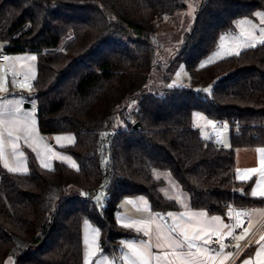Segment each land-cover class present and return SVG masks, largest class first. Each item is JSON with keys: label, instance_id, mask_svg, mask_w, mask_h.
<instances>
[{"label": "trees", "instance_id": "trees-1", "mask_svg": "<svg viewBox=\"0 0 264 264\" xmlns=\"http://www.w3.org/2000/svg\"><path fill=\"white\" fill-rule=\"evenodd\" d=\"M188 1L196 2L193 23L161 61L159 30ZM258 10L264 0H0L5 50L36 56L26 99L39 133L73 134L61 150L76 163L43 168L27 151L26 173L0 164V264H83L84 221L100 232V254L117 255L122 240L138 236L116 222L121 199L144 196L159 213L180 209L154 171L209 215L264 208L250 195L253 181L235 178V150L264 147V42L199 67L222 34ZM179 64L185 90L170 84ZM194 112L228 124L229 144L205 139Z\"/></svg>", "mask_w": 264, "mask_h": 264}, {"label": "crops", "instance_id": "crops-1", "mask_svg": "<svg viewBox=\"0 0 264 264\" xmlns=\"http://www.w3.org/2000/svg\"><path fill=\"white\" fill-rule=\"evenodd\" d=\"M263 12L261 10L255 14L258 13V18L264 20ZM258 21L260 20L254 19L255 23ZM5 48L6 44L0 41V53L7 52ZM36 68V56L32 53H8L5 61L0 63V141H2L0 150L3 152L0 164L8 171L15 169L11 172L26 173L28 171L26 153L29 151L43 168H51L55 161L76 168L74 159L61 150L75 143L74 135L70 133L42 135L38 130L36 111L24 107L26 103H34L26 97L31 94ZM5 69H10L14 75H18L19 79L12 80L7 77L4 73ZM9 131L12 132V136H8ZM235 165L236 180L238 182L252 180L250 195L264 198V196L252 195L253 190L258 193L264 191V147L237 148ZM252 169L256 171H250ZM179 207L177 211L159 213L150 208L144 196L121 199L115 214L116 222L119 226L134 231L138 236L122 240L119 243L117 255H101L100 232L89 221H84L82 224L83 264H134L135 257L127 246L129 243L138 249L142 244L149 245L150 264H244V261L248 264H264V239H261L264 237V208L229 210V218L225 219L219 215H209L203 210L190 208L189 199ZM168 213H172L173 216L169 217ZM189 213H204V216L189 220L185 215ZM213 217H219L220 220L214 221ZM239 217L245 220V227L244 230L235 232ZM173 226H178L176 232L171 231ZM200 227L205 229L207 235L199 232ZM144 229H150L149 235L144 234ZM245 230L247 235L244 239L253 236V245L245 254V249L238 253L236 244L224 252L210 245L214 237L227 242L240 241L238 237L244 235ZM182 233H187L190 238L194 233H199L201 238L192 240L193 247L189 248ZM158 235L161 237L159 240ZM205 240L208 242L205 243ZM169 241H175L181 247L179 249L170 247ZM158 244L164 246L158 248ZM173 253H177L179 258ZM156 257L161 259L157 260Z\"/></svg>", "mask_w": 264, "mask_h": 264}, {"label": "rangeland", "instance_id": "rangeland-1", "mask_svg": "<svg viewBox=\"0 0 264 264\" xmlns=\"http://www.w3.org/2000/svg\"><path fill=\"white\" fill-rule=\"evenodd\" d=\"M195 10L196 2L188 1L183 10L177 12L172 18L163 23L157 35V39L162 43L160 51L161 61H166L168 55L182 44L184 34L189 31L193 23ZM255 12L252 17L239 18L236 21L235 30L222 34L218 39L216 48L199 61V67H204L225 57L236 55L244 49L264 42V20L259 19V14H255ZM253 18L260 21L255 23ZM188 81V75L183 64H179L171 78V86H181L188 83ZM209 89L210 86L204 88V92L209 93ZM218 124L206 118L200 112L193 113V125L205 139L213 138V140H221L223 145L227 146L229 144V132L226 130L227 125L219 126ZM153 173L155 178L164 181L161 192L165 197L175 200L179 205L187 202L188 196L168 173L161 171H154ZM95 199L98 201L99 206L104 204L105 197L102 193H99Z\"/></svg>", "mask_w": 264, "mask_h": 264}, {"label": "snow or ice", "instance_id": "snow-or-ice-1", "mask_svg": "<svg viewBox=\"0 0 264 264\" xmlns=\"http://www.w3.org/2000/svg\"><path fill=\"white\" fill-rule=\"evenodd\" d=\"M33 59H35V57H33ZM26 131H27V129H26ZM8 136H12V132L11 131L8 132ZM0 142H2V141H0ZM2 156H3V152H2V150H0V157H2ZM10 170L11 171H15V169H10ZM250 171L255 172L256 170L252 169ZM252 195L253 196H257V195L264 196V191H261V192L258 193L256 190H253L252 191ZM185 215L188 216L189 220H192L193 217H203L204 213H199V214H197V213H189V214H185ZM168 216L172 217L173 214L172 213H168ZM212 219L214 221H219L220 220L219 217H213ZM125 226H131V225H125ZM138 230H140V229H138ZM177 230H178V226H173V228L171 229L172 232H176ZM143 231H144L145 235H149L150 229H144ZM199 232H203L205 235H207V232H205V229L203 227H200ZM182 234L184 235L185 241L188 242V247L189 248L193 247L192 240L201 238L199 233H194L193 237H191V238L188 236L187 233H182ZM245 235H247V230H245V234L239 236L238 239H241V240L244 239ZM157 239L159 240V239H161V237L158 235ZM261 239H264V237H261ZM207 242L208 241L205 240V243H207ZM127 246L131 249L132 255L135 257L134 264H150L151 254L148 251L149 245L142 244L139 249L136 248V247H133V245L131 243H129ZM163 246L164 245H161V244L157 245L158 248H161ZM169 246L173 247V248H176V249H179L181 247L175 241H169ZM237 247H239V245H237ZM173 255H176L177 258H179L177 253H173ZM156 259L160 260L161 258L160 257H156ZM165 260H166V256H165ZM244 264H248V262L244 261Z\"/></svg>", "mask_w": 264, "mask_h": 264}, {"label": "built area", "instance_id": "built-area-1", "mask_svg": "<svg viewBox=\"0 0 264 264\" xmlns=\"http://www.w3.org/2000/svg\"><path fill=\"white\" fill-rule=\"evenodd\" d=\"M7 57H8L7 52H1L0 53V63H3ZM4 73L7 77H9L12 80H18L19 79L18 75H14L10 69H5ZM182 89H184V90L187 89V85H182ZM224 124H226V123L225 122H219L218 125L223 126ZM226 125H227L226 130H228L229 125L228 124H226ZM216 146L217 147H223V143L221 141H216ZM244 227H245V220H244L243 224L241 225V227H239L238 223H237V225L235 226V232H237L238 230H241V231L244 230ZM252 239H253V236L247 237V238L240 240V241L233 240V241L227 242L225 240L220 239L219 237H214L213 239H211L210 245L212 247L220 248V250L222 252H224L236 244V245H239V247H237V251L239 253L240 251L244 250L245 248H247L253 244Z\"/></svg>", "mask_w": 264, "mask_h": 264}, {"label": "water", "instance_id": "water-1", "mask_svg": "<svg viewBox=\"0 0 264 264\" xmlns=\"http://www.w3.org/2000/svg\"><path fill=\"white\" fill-rule=\"evenodd\" d=\"M24 107L26 108H30V109H34L35 111H37L36 107L33 105V104H30V103H26L24 105ZM135 129L139 128V123H136L134 126H133Z\"/></svg>", "mask_w": 264, "mask_h": 264}, {"label": "bare ground", "instance_id": "bare-ground-1", "mask_svg": "<svg viewBox=\"0 0 264 264\" xmlns=\"http://www.w3.org/2000/svg\"><path fill=\"white\" fill-rule=\"evenodd\" d=\"M242 213V212H241ZM240 213V214H241ZM244 220L242 218L239 217V221H238V226L241 227V225L243 224Z\"/></svg>", "mask_w": 264, "mask_h": 264}]
</instances>
